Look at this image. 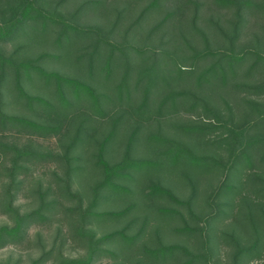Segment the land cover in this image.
<instances>
[{"label":"trees","instance_id":"16d2710c","mask_svg":"<svg viewBox=\"0 0 264 264\" xmlns=\"http://www.w3.org/2000/svg\"><path fill=\"white\" fill-rule=\"evenodd\" d=\"M0 214L30 264H264V0H0Z\"/></svg>","mask_w":264,"mask_h":264},{"label":"rangeland","instance_id":"374dc122","mask_svg":"<svg viewBox=\"0 0 264 264\" xmlns=\"http://www.w3.org/2000/svg\"><path fill=\"white\" fill-rule=\"evenodd\" d=\"M202 1H208V0H202ZM254 27L250 28V31H253ZM7 49L10 48V43L7 46ZM61 69V67H59ZM29 91L31 93H35V89L31 88L28 86ZM12 109V111H18V107L11 106L9 107ZM11 136V135H10ZM9 136V139H13V137ZM27 137H22L20 138L19 141H24L26 140ZM31 139V138H30ZM33 142L35 144L39 145L41 148H46V149H57L59 147V141L57 136H47V137H32ZM55 167L54 163H45L39 166L38 168L35 169V167L32 169L33 176L30 179V181L34 182L35 178L40 177L43 182H47L50 179V171ZM87 183V181H85ZM31 186V184H30ZM30 186H25L18 194L15 199L16 205L20 206L22 210L29 209L33 206V196L32 193L30 192L29 187ZM118 205L116 203L112 202H106L104 205H100L99 208L103 209H116ZM6 218L0 214V223H2ZM57 223H49V224H34L30 227L29 229V234L30 238L32 239L34 237L35 231H39L44 238L45 241H51L55 236L57 232ZM102 230H106L107 228H102ZM61 237V236H59ZM58 237V238H59ZM57 238V237H56ZM57 238V239H58ZM70 243V241H68ZM65 244L64 246V251L66 253H74L76 250V246L74 244L71 246V244ZM37 254V251H35L33 248L27 247L26 242H22L20 244H8L2 248H0V262L4 263H10V264H30L31 259L35 257ZM116 260L110 255V254H105L102 256L100 259H98L94 264H114ZM249 264H258L256 260L250 262Z\"/></svg>","mask_w":264,"mask_h":264}]
</instances>
